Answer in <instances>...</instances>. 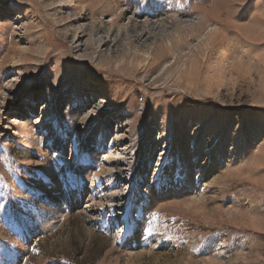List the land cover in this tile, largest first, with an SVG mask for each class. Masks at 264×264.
Masks as SVG:
<instances>
[{"label": "rangeland", "instance_id": "rangeland-1", "mask_svg": "<svg viewBox=\"0 0 264 264\" xmlns=\"http://www.w3.org/2000/svg\"><path fill=\"white\" fill-rule=\"evenodd\" d=\"M0 264H264V0H0Z\"/></svg>", "mask_w": 264, "mask_h": 264}, {"label": "bare ground", "instance_id": "bare-ground-1", "mask_svg": "<svg viewBox=\"0 0 264 264\" xmlns=\"http://www.w3.org/2000/svg\"><path fill=\"white\" fill-rule=\"evenodd\" d=\"M101 41V44L102 43H107V40L105 41V40H100ZM107 45V44H106ZM78 48V47H77ZM78 50V49H77ZM102 51V50H101ZM104 52V51H103ZM102 52V53H103ZM148 55V54H147ZM149 57H150V55H148ZM117 57H118V55H117ZM91 59H95V56H92V58ZM107 61L109 60H113L114 59V56H113V53H111V55H109L107 58ZM146 60H148V59H146ZM98 110H97V112H101L102 110H103V107L102 106H99L98 108H97ZM104 170H105V167H104V165L102 164L101 165V169H99L98 171H99V174H97V175H100L101 173L100 172H103L104 173ZM102 175V174H101Z\"/></svg>", "mask_w": 264, "mask_h": 264}, {"label": "snow or ice", "instance_id": "snow-or-ice-1", "mask_svg": "<svg viewBox=\"0 0 264 264\" xmlns=\"http://www.w3.org/2000/svg\"><path fill=\"white\" fill-rule=\"evenodd\" d=\"M138 6V5H137Z\"/></svg>", "mask_w": 264, "mask_h": 264}]
</instances>
